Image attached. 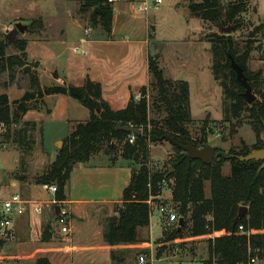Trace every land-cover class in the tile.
<instances>
[{
    "label": "rangeland",
    "instance_id": "rangeland-1",
    "mask_svg": "<svg viewBox=\"0 0 264 264\" xmlns=\"http://www.w3.org/2000/svg\"><path fill=\"white\" fill-rule=\"evenodd\" d=\"M161 1L159 9L151 10L146 16L135 14L132 5H115L113 15L118 20L116 22L113 19L112 36L100 24L91 26V11H81V0H0V39L8 42L5 58L16 57L23 60L25 67L30 68V75L23 70L24 67H15L13 72H0V95H7L14 113L17 108L15 102L21 100L26 92H33L38 87L59 86L54 76L61 80V84L76 87L84 82L86 76L92 81L101 80L102 74L90 68L87 56L75 54L72 49L84 37L91 41L112 40L109 52L118 55L124 52L127 54L128 51L132 59L130 71L137 73L136 81L124 86L125 88L120 87L115 94H105L112 110L123 109L131 94L137 101L141 88L147 86L149 118L159 121L165 116L163 111L158 113L152 108L157 92L150 76L147 84L146 70L141 67L142 63L146 64L147 56H156L166 80L175 84L180 81L188 83L192 118V122L186 126L189 138L198 141L205 133L208 145L220 149L226 156L230 151H238L241 144L248 147L256 145L257 133L245 113L237 119L224 121V110L229 107L230 101L225 98L221 85L213 78L209 42L211 34H221L219 27L194 17L185 0ZM219 1L226 5L236 0ZM246 8V12L241 15V28L233 31L230 36L239 54L246 46L252 48L247 61V72L258 86L252 90L257 100V91L264 90V0H248ZM17 23L26 26V29L23 33L14 35L10 42L7 35ZM86 29H90L88 36L84 35ZM144 40L147 42L144 43ZM21 44L25 46L23 52L19 48ZM83 47L89 49L90 45L87 43ZM118 60L121 61V58ZM34 76L37 77V85L31 84V77ZM134 93L136 94L133 95ZM26 106L29 111L16 118V123L9 127L8 135L4 130L0 131V187L9 190L10 184L17 181L24 191V198L45 200L49 196L40 186L36 189L39 195L31 194V188L37 186L35 178L53 162L73 126L77 122L88 120L89 113L77 101L59 95L45 97L43 101H30ZM26 123L34 124V127L28 126L27 129L32 142L21 147L16 142V132L25 128ZM120 150L121 146H118L117 152L112 154L116 159L113 164L111 157L102 153L83 163L88 170V177L81 176V165H75L69 184L74 186L76 181L79 183L72 190L73 194L101 203L121 199L131 172L137 170L139 165L120 158ZM149 153L148 167L151 170L165 171L169 167L165 163L169 157L174 156L175 151L169 142L164 141L151 145ZM222 174L229 175L228 163L223 164ZM89 184H92L91 188L86 187ZM21 190L18 187L12 188L11 193L19 194ZM204 193L208 198V183L204 186ZM155 204L173 209L180 217L176 205L171 201L170 189L163 187L159 202ZM112 210L114 211V205ZM109 211L108 206L95 205L87 212V217L90 215L89 219L97 224L99 230L101 227L104 229L110 218ZM28 218L35 222L33 229L38 236L33 237L30 224L23 227V236L19 241V233H14L12 240L0 245V264H35L37 258H43L41 234L47 226L56 230L53 208L45 206L41 216ZM182 219V229L187 224L183 238L163 243V238L175 227L164 224L163 218L154 214L149 225L138 230L139 238L135 245L120 246L114 251L116 260L110 259L111 264H138L140 255L146 256L148 260L150 254L157 256L159 253L163 264L173 261L203 264L207 257L206 239H191L188 217ZM17 221L22 223L24 218H16ZM53 237L56 241L57 235ZM253 264H264V249L260 257L255 256Z\"/></svg>",
    "mask_w": 264,
    "mask_h": 264
},
{
    "label": "trees",
    "instance_id": "trees-1",
    "mask_svg": "<svg viewBox=\"0 0 264 264\" xmlns=\"http://www.w3.org/2000/svg\"><path fill=\"white\" fill-rule=\"evenodd\" d=\"M185 1L194 17L213 23L219 29L231 25L233 31H237L241 28V15L246 12L248 0H236L226 5H222L219 0ZM81 11H91V26L100 24L107 34H111L113 9L110 6L103 5L101 0H81ZM209 37L213 78L221 85L225 98L230 101L229 107L224 110V121L237 119L245 113L258 137L256 145L248 147L241 144L238 151H230L225 159L215 157L210 165H204L198 160L188 161L180 149L172 146L175 154L165 163L169 166L167 170H151L148 167L150 146L166 141L165 137L177 142L184 138L197 148L208 145L205 133L198 141L188 137L186 126L192 122L188 83L180 81L175 84L166 80L156 56H148L147 62L148 73L157 92L152 108L158 113L160 110L165 113L159 121L149 118L147 86L141 88L137 101L130 95L126 106L116 111L102 98L100 84L87 77L77 87L63 83L26 92L21 100L15 102L17 108L14 113L7 95H0V130H4L6 135L9 134V127L16 123V118L29 111L27 103L37 99L43 101L49 96H66L89 112V119L73 126L53 162L35 178L37 186L55 185L58 201L65 200V187L73 167L88 162L96 155L102 153L111 157L113 164L116 159L112 154L121 146L120 158L139 165L137 170L131 172L120 202L114 205L115 215L107 219L102 232L104 243L111 249L112 261L116 260L114 251L120 246H131L138 242V230L147 227L150 222L146 202L150 198L154 203L159 202L164 183L171 191V201L176 205L180 217H188L191 239H206L207 257L203 264H249L256 255L261 256L264 249V169L258 172L260 161L240 162L233 156H246L263 148L260 134L264 133V90H258L256 95L259 99L248 105L242 96L244 88L237 82L230 65L231 56L241 66L251 89H256L258 86L247 72V61L252 51L250 46H246L239 54L230 35L221 33ZM7 43L0 39V72H13L15 67H25L23 60L5 58ZM19 48L23 52L24 44ZM37 81V77H31L32 85H37ZM28 126L34 127V124L26 123L25 128L16 132V142L21 147L32 142ZM126 127L140 130V135L134 136L132 143L129 142L130 134L122 129ZM224 163L229 164L227 176L222 174ZM171 169L172 172H169ZM206 183L210 189L208 198L204 193ZM240 207L247 209L242 219L233 226ZM239 226H242L243 232L238 231ZM186 227L187 224L182 230L173 228L162 242L181 240ZM54 231L47 226L41 234V242H50L55 235ZM3 243L0 240V245ZM155 257L159 259L160 253ZM35 264L51 263L47 258H38Z\"/></svg>",
    "mask_w": 264,
    "mask_h": 264
},
{
    "label": "crops",
    "instance_id": "crops-1",
    "mask_svg": "<svg viewBox=\"0 0 264 264\" xmlns=\"http://www.w3.org/2000/svg\"><path fill=\"white\" fill-rule=\"evenodd\" d=\"M113 19L116 22L118 20V19L115 20L114 15H113ZM111 35L112 36L114 35L113 29L111 31ZM111 42L112 40H107V41L88 40V44L90 45V48L89 49L85 48L88 52L87 59H89L90 68H93L95 71H99L100 74H102L101 80H93V82H97L100 84L102 90V98L107 103L108 101L105 97V94H111V93L115 94L117 90L120 89V87L125 88L124 86H127L132 81H136L135 79L137 74V73L136 74L132 73L133 72L132 70L130 71V69H132L131 68L132 59L130 57V54H128V51L127 54L126 52H124L123 54H118V55H114L109 52L110 49L109 43ZM143 42L145 43L147 41L144 40ZM119 57L121 58V61L118 60ZM141 67L142 70L143 69L146 70V80L148 84L150 77L148 73L147 60H146V64L142 63ZM129 72H131V75ZM128 73L129 76L127 75ZM86 77L88 78V76ZM55 79H57L59 84L62 85L61 80L59 78L56 77ZM129 88L130 87H128V89ZM135 94L136 93H134L133 95ZM110 97L112 98L113 95H111ZM76 165L82 166V168L80 169L81 176L88 177L87 175L88 170L86 169V167L83 164H76ZM74 170H75V166L73 167L72 174ZM69 181L65 187L64 202L68 204L71 212V234L69 235V237H64L55 232V235H57L56 241L53 237L52 241L50 242L47 243L42 242L40 246L41 250H43L42 257L47 258L51 264H111V260H110L111 249L104 243L102 239L103 229L102 227L100 228V230L98 229L97 224H95L94 221H91L89 219L90 215L87 217V212L90 211L92 207H94L95 205L103 204L110 208L108 217H111L112 215L115 214L114 211L112 210V205L119 203L121 199L103 201L101 203V201L89 200L87 198L74 195L72 190H74L76 184L79 183V181H76L74 186H72L73 184H71L70 186ZM91 185L92 184H89L86 187L91 188ZM81 186L82 185H80L79 187L81 188ZM10 187L11 189L18 187L21 190V186L18 184L17 181H13L10 184ZM38 187L39 186H34L33 188H31V194L39 195L36 191ZM11 189L9 190L5 189V190L8 193H11ZM23 193L24 191L21 190L20 194L22 196ZM26 217L27 215L25 217H22L24 218V221L22 223L18 221L16 222V220L14 221L13 232L16 233V235L19 233L17 237V241H19L20 238H22L23 236L22 235L23 227L28 226L29 224L31 228V233L32 235L34 234L33 237L36 238L38 236L37 232H35V229H33V223L35 224V222L28 218L32 216H28L27 218ZM53 240L55 243L53 242ZM6 243L7 242H4L3 245Z\"/></svg>",
    "mask_w": 264,
    "mask_h": 264
},
{
    "label": "built area",
    "instance_id": "built-area-1",
    "mask_svg": "<svg viewBox=\"0 0 264 264\" xmlns=\"http://www.w3.org/2000/svg\"><path fill=\"white\" fill-rule=\"evenodd\" d=\"M103 5L110 6L112 9L117 4H127L133 6V11L137 15H148L151 10L157 11L162 4L161 0H101ZM90 29L84 30V35L88 36ZM86 37L80 38L79 45L73 47L72 51L75 54H81L87 56L88 52L83 47L87 44ZM1 131V130H0ZM134 135L129 136V142L132 143ZM164 188H169L167 184H163ZM40 188L45 192L49 198L45 200H29L24 198L20 193H8L5 189L0 187V240L8 242L14 238V221L16 218L25 217L26 215L39 217L42 215V210L45 206H51L54 211L55 206H59V213L55 218L56 230L54 233H58L64 237H69L71 234V212L68 204L64 201H58L55 197L57 187L55 185H41ZM149 207V220L156 214L159 218H163V223L168 226L177 227L179 217L177 213L165 205H157L151 201V198L146 202ZM239 232H243L242 226L238 227ZM146 256L140 255L138 257V264H163L162 259H157L150 254L149 259ZM255 263V259H251L249 264ZM164 264H186L185 262L173 261Z\"/></svg>",
    "mask_w": 264,
    "mask_h": 264
},
{
    "label": "water",
    "instance_id": "water-1",
    "mask_svg": "<svg viewBox=\"0 0 264 264\" xmlns=\"http://www.w3.org/2000/svg\"><path fill=\"white\" fill-rule=\"evenodd\" d=\"M25 29L26 26L21 25L20 23L15 24L12 32H10L7 35L8 41L11 42L13 40L14 35H16L17 33H23ZM232 31H233V27L231 25H228L226 27L223 26L220 27V32L225 35H230ZM229 60H230L231 68L235 72L237 82H239V84L244 88V92L242 96L244 97L246 103L248 105H251L253 102L256 101V96L252 93V89L247 81V78L243 73L241 66L238 65L235 62L234 58H232L231 56L229 57ZM23 70L30 75L29 67H24ZM122 129L127 133H129L130 135H134V136L140 135V130L138 129L129 128V127ZM260 139L261 142L263 143L262 149L255 150L247 154L246 156H233L236 157L240 162L260 161L261 165L258 169V172L264 169V133L263 132L260 134ZM160 140L162 141L163 139L161 138ZM165 140L169 142L171 146L180 149L184 153V156L188 161L198 160L204 165H210L214 161L215 157H220L222 159L227 158V156L223 152H217V149L214 146L206 145L201 148H197L194 145H192L190 141L184 138L182 139L181 142H177L176 140L171 139L169 137H165ZM170 172H172V169L170 170ZM59 209H60L59 206L54 207V218H57ZM246 209H247L246 207H240L238 209V213L236 215V218L234 219L233 226H235V224L242 219ZM182 227H183V219L179 218L177 223V228L178 230H181Z\"/></svg>",
    "mask_w": 264,
    "mask_h": 264
}]
</instances>
